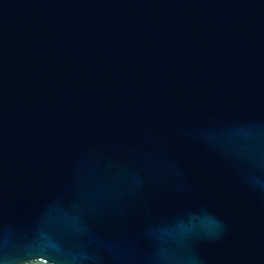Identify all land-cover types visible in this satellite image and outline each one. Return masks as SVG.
<instances>
[{
	"label": "water",
	"instance_id": "obj_1",
	"mask_svg": "<svg viewBox=\"0 0 264 264\" xmlns=\"http://www.w3.org/2000/svg\"><path fill=\"white\" fill-rule=\"evenodd\" d=\"M0 264H264V0H0Z\"/></svg>",
	"mask_w": 264,
	"mask_h": 264
}]
</instances>
